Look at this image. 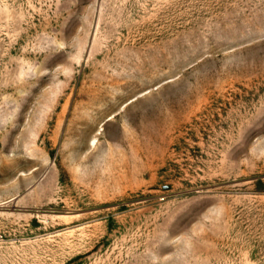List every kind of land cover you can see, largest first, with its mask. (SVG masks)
Instances as JSON below:
<instances>
[{"label": "rangeland", "instance_id": "obj_1", "mask_svg": "<svg viewBox=\"0 0 264 264\" xmlns=\"http://www.w3.org/2000/svg\"><path fill=\"white\" fill-rule=\"evenodd\" d=\"M0 264H264V0H0Z\"/></svg>", "mask_w": 264, "mask_h": 264}]
</instances>
